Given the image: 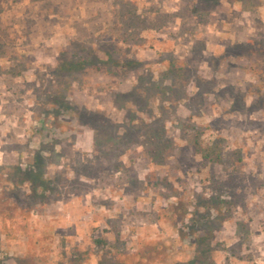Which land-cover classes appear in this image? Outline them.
<instances>
[{
  "label": "rangeland",
  "instance_id": "obj_1",
  "mask_svg": "<svg viewBox=\"0 0 264 264\" xmlns=\"http://www.w3.org/2000/svg\"><path fill=\"white\" fill-rule=\"evenodd\" d=\"M0 264H264V0H0Z\"/></svg>",
  "mask_w": 264,
  "mask_h": 264
},
{
  "label": "trees",
  "instance_id": "obj_2",
  "mask_svg": "<svg viewBox=\"0 0 264 264\" xmlns=\"http://www.w3.org/2000/svg\"><path fill=\"white\" fill-rule=\"evenodd\" d=\"M86 64H88V65L93 64V60H92V59H85V60L81 61L79 64L76 63V65L73 64V63L68 64V65H66L65 68H67L69 71H74V70H76L78 67L85 66Z\"/></svg>",
  "mask_w": 264,
  "mask_h": 264
}]
</instances>
